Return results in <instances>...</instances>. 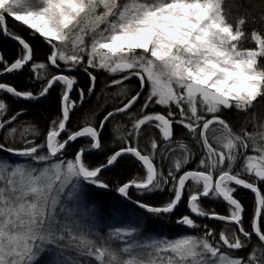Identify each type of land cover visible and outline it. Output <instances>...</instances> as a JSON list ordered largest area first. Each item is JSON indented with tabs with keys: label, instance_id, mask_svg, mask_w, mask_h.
<instances>
[{
	"label": "snow or ice",
	"instance_id": "obj_1",
	"mask_svg": "<svg viewBox=\"0 0 264 264\" xmlns=\"http://www.w3.org/2000/svg\"><path fill=\"white\" fill-rule=\"evenodd\" d=\"M0 37V264H264V0H0Z\"/></svg>",
	"mask_w": 264,
	"mask_h": 264
},
{
	"label": "trees",
	"instance_id": "obj_2",
	"mask_svg": "<svg viewBox=\"0 0 264 264\" xmlns=\"http://www.w3.org/2000/svg\"><path fill=\"white\" fill-rule=\"evenodd\" d=\"M258 2V0H257ZM10 26H11V21L9 22ZM0 46H3L5 48H7L9 51H13L16 48V45L12 42V41H6L4 40L3 37H0ZM23 81V78H20ZM80 79H84V77H80ZM102 79L98 80L97 82V94L100 97L99 101H97L96 97L92 98L91 104L90 106L95 107L97 105V103H99V105H103V106H110L113 102H114V97L112 95H108L107 96V105L105 103V92L108 93H114L116 91L115 88L112 89H104L103 83H102ZM131 86L134 88L136 86V81L135 79H133L130 82ZM87 107V106H86ZM56 110V105H55V100L54 99H50L48 101H45L43 103V106H32L31 110L29 112L28 115H26L24 117L25 120H33V119H39L41 124H43L44 118L48 117L49 115H51L52 113H54ZM124 171V170H121ZM111 175V174H109ZM243 195H247L249 200H251V195L248 193H242ZM92 195L95 197L96 200L101 202V206L102 207H107L111 204V198L107 195V194H101L98 192H93ZM154 200H160L161 197L160 196H154L153 197ZM209 207L214 206V205H208ZM217 228H223L224 226L222 224H220L219 222H217L216 224Z\"/></svg>",
	"mask_w": 264,
	"mask_h": 264
}]
</instances>
